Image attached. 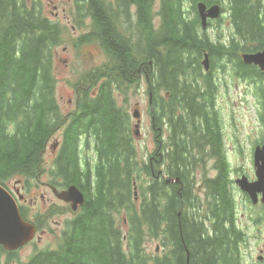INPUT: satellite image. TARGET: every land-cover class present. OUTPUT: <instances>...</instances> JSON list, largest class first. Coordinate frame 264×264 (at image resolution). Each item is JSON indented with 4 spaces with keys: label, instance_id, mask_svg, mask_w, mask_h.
Returning a JSON list of instances; mask_svg holds the SVG:
<instances>
[{
    "label": "trees",
    "instance_id": "1",
    "mask_svg": "<svg viewBox=\"0 0 264 264\" xmlns=\"http://www.w3.org/2000/svg\"><path fill=\"white\" fill-rule=\"evenodd\" d=\"M84 1L95 39L109 59L74 86L80 94L76 119L64 130L51 179L62 188H79L85 202L67 223L60 245L52 251H35L23 264H236L239 235L234 232L230 239L223 228L231 215L232 199L227 189L228 159L219 145L215 97L200 93L213 80L207 77L196 88L184 85L185 93L175 90L181 77H203L200 60L204 52L211 61L217 55L227 61L230 77H264L240 58L243 52L264 48V0H224V25L232 33L231 38H224L228 45L213 44L201 33L196 12L200 1L211 5L223 0H158V30L153 14L157 0H114L117 15L110 11L109 0ZM131 5L137 32L128 20L133 16ZM77 11L80 14L81 5ZM64 29L44 15L40 0H0V185L6 188L5 181L14 178L25 195L40 180L46 141L61 128L54 50L62 42ZM143 75L157 103V109L153 106L149 113L156 140L163 127H168V139L174 143L169 148L161 145L163 155L152 159L151 154L140 158L131 117L120 104L139 86ZM163 91L170 93L162 95ZM260 93L264 95V89ZM206 143L219 159L218 177L211 181L206 175L212 197L208 226L193 190L195 167L202 163L200 148ZM83 147L88 152L92 149L94 166L91 158L82 159ZM161 167L169 180L178 178L179 183H168L163 176L156 179L153 171ZM19 209L28 220L27 207ZM122 210L129 223L126 232L117 218ZM38 215L33 220L41 227L45 216ZM151 240L160 242L161 254L147 251ZM3 255L0 247V264L12 263V257L2 263Z\"/></svg>",
    "mask_w": 264,
    "mask_h": 264
},
{
    "label": "rangeland",
    "instance_id": "2",
    "mask_svg": "<svg viewBox=\"0 0 264 264\" xmlns=\"http://www.w3.org/2000/svg\"><path fill=\"white\" fill-rule=\"evenodd\" d=\"M40 1L42 4L43 13L47 18L53 19L55 13L61 14L60 6L58 8H54V6L57 5L60 0ZM108 7L110 8V11H112L113 6L109 4ZM113 9L115 8L113 7ZM155 9L158 10V2H155L153 5V10ZM130 10L132 12L133 10H135V7L131 5L129 11ZM117 14L119 13L115 9V15ZM123 17L126 18L125 16ZM80 21H83L84 23L78 25V20L72 21L71 23H66V21H64L62 24H60L65 28L64 36L60 46L54 52V75L57 79L56 98L60 105V110L64 114L70 113L75 107L74 104L76 95L72 90L71 85H73L87 72L99 66H102L108 60L106 54L103 52L98 43H78V38L83 33H90V25L88 20L82 19ZM121 21L125 23V19H122ZM129 22L130 28L132 30L136 28L137 32L138 24H136L135 14L134 16H131ZM210 22L211 21H208L209 24ZM225 22V20L224 22H221V25ZM73 25L75 26L74 29H72ZM154 26L155 30L159 29L160 22L156 18L154 21ZM207 32H211L210 34L212 37H214L216 33H223V36L225 38L228 36V32H219V29L216 30L214 27H211ZM136 43L140 44L138 39L136 40ZM219 56L220 55H217L215 59H217ZM226 62H222L221 58L219 63H216L215 60L210 61L208 72L209 76H211L212 78H215L217 76L222 82L218 85L219 90L217 95L218 111L221 116L222 127L226 132L238 131L241 138L252 136L255 139L261 130V125L259 124V119L256 115L259 113L258 110H261L260 113L263 114L262 118L264 120V98L260 97L256 89L251 86V83L246 82L244 79H240L238 77L229 78L228 71H226L227 69L224 67ZM147 88L148 84L145 81L142 82L139 89L134 92H130L128 97V105H124L125 108L128 109L129 115H132L135 109H138L140 111L139 136L133 138L134 144L140 153L141 159L144 155L149 157L155 147L154 143L156 144L155 132L152 131L149 120V93H147ZM175 92L185 93L186 90L184 87L178 86V89L175 90ZM168 93L170 92L168 91ZM177 100H179V98H177ZM154 107L156 110L157 103L154 105ZM154 107L152 109H154ZM73 121L74 119L71 118L68 124H72ZM133 121L134 123H136L135 119ZM188 126L190 128L191 125ZM63 133L64 128L52 134L48 138L50 139L51 145L57 142ZM163 133L164 136L167 135L166 127L163 128ZM162 137L159 136L158 138L161 139ZM229 150H232L231 147H229ZM243 152L245 158V156L248 154V151L245 152V150L243 149ZM237 157V160H241L238 165L234 166V168L244 167V169L246 170L250 169V163L246 162V160L242 158L243 155H240L238 153ZM153 175H155L156 179H158L160 176H163L158 170L153 171ZM163 177L165 178V176ZM170 179L175 180V178L173 177ZM210 179L211 181L214 180V178ZM41 180L42 182L47 181L46 177H43ZM171 180L167 179L166 181L172 184L173 182ZM14 181H16L14 178L10 179L9 181H5L6 186L12 191H14L15 189V186H13ZM33 194L34 195L32 197L35 196L36 201L33 205L30 206V212L34 214V216L36 214H43L46 209L39 196L41 194H44L46 198L48 197L44 187L40 185L39 191H36ZM32 197L28 196L30 200ZM51 200L57 203V206L43 214V216H45V226L43 227V232L37 235V237L39 236L40 239H35L33 243L15 253L12 256V263L10 264L26 263V261L33 255L35 251H52L60 245L62 232L66 229L67 223L73 218L74 215L70 211L69 206L63 204L62 202H59L55 198H51ZM28 204H31V201H29ZM207 205V209L210 210V207L212 206V199H209L207 201ZM231 208L234 207L231 205ZM227 211H230L229 207ZM238 214L239 221L237 222V224L243 229L244 232L247 233L249 238V245L251 247H254L255 244L257 245L258 242L255 240L256 238L263 239L264 242V211H260L256 214L253 210H251L250 207H248V205L243 206L239 204ZM124 217V214H122L119 218V222H121L122 218ZM122 227L125 229V224H123ZM215 233L217 236L220 235L219 231ZM158 243L160 245V242L158 240L149 241L148 243H146L147 251L149 253L157 252L158 254H160L161 250L158 246ZM237 246H239L238 242ZM5 259L7 258L1 259L2 263H4Z\"/></svg>",
    "mask_w": 264,
    "mask_h": 264
},
{
    "label": "flooded vegetation",
    "instance_id": "3",
    "mask_svg": "<svg viewBox=\"0 0 264 264\" xmlns=\"http://www.w3.org/2000/svg\"><path fill=\"white\" fill-rule=\"evenodd\" d=\"M79 0H60L54 8H58L60 6V12L61 14L55 13V18H53L56 22L62 24L64 21L66 23H71L72 20L75 18L73 16L74 13V7H76V3ZM80 20V19H79ZM74 29V26H72ZM108 57V55H107ZM109 59V58H108ZM216 63L220 61V56L215 60ZM108 62V60H107ZM106 62V63H107ZM105 63V64H106ZM253 67V66H251ZM261 71V70H260ZM261 73L264 74V71H261ZM207 77L212 78L209 75L203 76L200 80L204 81ZM260 78H245L244 80L246 82L251 83V86L256 84L259 81ZM264 80V77L262 78ZM213 82L210 83V85L206 86L204 89H201L200 93L206 94L209 93L210 96H214L215 99H217L218 95V85L222 82L220 79L216 76L215 78H212ZM195 87V86H194ZM196 88V87H195ZM75 107L73 111L77 110V100H75ZM259 112L261 110H258ZM259 124L261 125L260 134L254 139L252 136H247L244 138H241L239 136L238 131H229L226 132L224 128L222 127L221 122V116L218 115V121L220 124V130L219 132V145L220 148H223V143L226 142L224 139H228L229 143L236 144L235 154L233 156V159L236 162V165L239 164L240 160L238 159V153L240 155H243L242 158H244V152L248 151V154L245 156L246 162L250 163V169L246 170L244 167L241 168H234L229 173V182H227V189L228 192L231 194L233 201L232 206L234 208L231 209V215L227 220L223 221V228L226 231L228 230L229 238L233 237V233H237L239 235V239L237 240L239 246H237L236 252H238V255L240 256V261H237L236 264H264V242L263 239L256 238L255 240L258 242L257 245L255 244L254 247H251L249 245V238L246 232L243 231V229L238 226L237 222L239 221V204L251 208L256 214L260 211H264V201H262V196L260 194H257L255 198H251L250 195L246 192H243L239 190V188L236 185V179L238 177H243L247 179L249 182H253L256 180V171L254 169V162H255V154L256 151H262L264 152L263 145H264V120H263V114L259 113ZM67 120L69 121L71 118L74 120L76 119V113H67L66 116ZM225 134V136H224ZM229 135V136H228ZM167 146H174V143L171 141H162ZM155 144V143H154ZM155 147L157 149V144H155ZM201 150L203 148H200ZM258 149V150H257ZM210 146L206 143V146L204 150L201 152V160H202V166H203V173L200 174V187L203 190V193L205 195L209 194L210 191L208 189V186L206 187L205 183H207V176L208 177H218L219 175V165H218V158L216 156H212ZM61 152V143L59 144V140L55 142L53 145H47V148L44 152V169H43V176L48 178L50 174L49 167L52 163H54L59 154ZM49 156V158H48ZM215 160V161H214ZM207 175V176H206ZM41 186L44 187L46 194L48 197L46 198L44 194H41L39 196L40 200H42L43 204L45 205L46 210H51L57 203L51 200V198H55L51 186L48 183V181L42 182ZM199 187V188H200ZM58 192L64 190V189H57ZM81 191V190H80ZM82 192V191H81ZM33 193V191H31ZM83 193V192H82ZM84 194V193H83ZM31 205H33L36 201V197H32ZM26 200L25 202H29ZM221 220V219H219ZM258 221V220H257ZM219 228V226H218Z\"/></svg>",
    "mask_w": 264,
    "mask_h": 264
},
{
    "label": "water",
    "instance_id": "4",
    "mask_svg": "<svg viewBox=\"0 0 264 264\" xmlns=\"http://www.w3.org/2000/svg\"><path fill=\"white\" fill-rule=\"evenodd\" d=\"M198 11L203 28L208 18L217 19L220 15L218 6L206 9L204 4H199ZM243 59L245 63L254 64L264 70V50L255 54L244 55ZM134 117L137 118L138 114L134 113ZM255 166L258 180L254 183H248L246 179H241L237 181V184L242 191L249 193L252 199L257 193H262L264 198V152L256 153ZM58 198L70 203L73 211L84 202L82 193L74 186L61 192ZM35 233V227L22 219L13 197L0 186V246L8 252L17 251L31 241Z\"/></svg>",
    "mask_w": 264,
    "mask_h": 264
},
{
    "label": "bare ground",
    "instance_id": "5",
    "mask_svg": "<svg viewBox=\"0 0 264 264\" xmlns=\"http://www.w3.org/2000/svg\"><path fill=\"white\" fill-rule=\"evenodd\" d=\"M169 1V0H168ZM174 14V13H173ZM174 17V16H173ZM129 20V19H128ZM29 94V93H28ZM32 99V98H31ZM36 100V99H35ZM47 101V100H46ZM48 101H50V100H48ZM38 114V113H37ZM36 117V116H35ZM32 119V118H31ZM48 121V120H47ZM215 161V160H214ZM194 169V168H193ZM71 179V178H70ZM71 182V181H70ZM72 183H73V181H72ZM90 189V188H89ZM117 191V190H116ZM161 222V221H160ZM162 223V222H161ZM170 232V231H169ZM173 232V231H172ZM106 241V240H105ZM110 243V242H109ZM111 263V262H110Z\"/></svg>",
    "mask_w": 264,
    "mask_h": 264
}]
</instances>
